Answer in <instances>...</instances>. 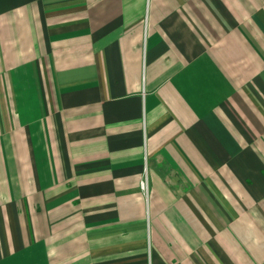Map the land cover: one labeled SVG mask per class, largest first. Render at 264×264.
I'll use <instances>...</instances> for the list:
<instances>
[{"label":"crops","instance_id":"0c3cea01","mask_svg":"<svg viewBox=\"0 0 264 264\" xmlns=\"http://www.w3.org/2000/svg\"><path fill=\"white\" fill-rule=\"evenodd\" d=\"M0 264H264V0H0Z\"/></svg>","mask_w":264,"mask_h":264},{"label":"built area","instance_id":"2783aa9c","mask_svg":"<svg viewBox=\"0 0 264 264\" xmlns=\"http://www.w3.org/2000/svg\"><path fill=\"white\" fill-rule=\"evenodd\" d=\"M145 186H146V181H145V179H141V180H140V187H141V189H145Z\"/></svg>","mask_w":264,"mask_h":264}]
</instances>
